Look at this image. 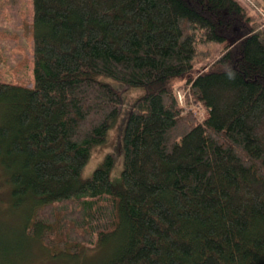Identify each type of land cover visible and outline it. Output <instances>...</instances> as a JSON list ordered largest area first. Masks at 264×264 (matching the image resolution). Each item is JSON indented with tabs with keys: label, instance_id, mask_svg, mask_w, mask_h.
Instances as JSON below:
<instances>
[{
	"label": "trees",
	"instance_id": "16d2710c",
	"mask_svg": "<svg viewBox=\"0 0 264 264\" xmlns=\"http://www.w3.org/2000/svg\"><path fill=\"white\" fill-rule=\"evenodd\" d=\"M33 2L34 80L0 82L24 235L90 264H264V0ZM104 78L143 92L120 189L112 154L79 180L122 102Z\"/></svg>",
	"mask_w": 264,
	"mask_h": 264
},
{
	"label": "rangeland",
	"instance_id": "374dc122",
	"mask_svg": "<svg viewBox=\"0 0 264 264\" xmlns=\"http://www.w3.org/2000/svg\"><path fill=\"white\" fill-rule=\"evenodd\" d=\"M33 16V0H0V82L31 86L34 80ZM104 80L120 91L122 102L108 130L106 142L92 149L79 180L81 183L90 180L105 156L112 154L114 164L110 179L113 187L120 189L124 130L134 103L143 92L112 78ZM195 110L200 119H204V111L196 106ZM1 121L2 113L0 124ZM0 167L3 168L0 169V264H90L101 254L100 250L85 249L78 256L60 253L54 257V251L47 250L40 242L29 240L23 233L28 213L23 206L17 205V201L13 202L3 180L7 176L6 170L1 163Z\"/></svg>",
	"mask_w": 264,
	"mask_h": 264
},
{
	"label": "bare ground",
	"instance_id": "6f19581e",
	"mask_svg": "<svg viewBox=\"0 0 264 264\" xmlns=\"http://www.w3.org/2000/svg\"><path fill=\"white\" fill-rule=\"evenodd\" d=\"M181 103V102H180ZM182 105V104H181ZM182 106H184V105H182ZM189 106V105H188Z\"/></svg>",
	"mask_w": 264,
	"mask_h": 264
}]
</instances>
